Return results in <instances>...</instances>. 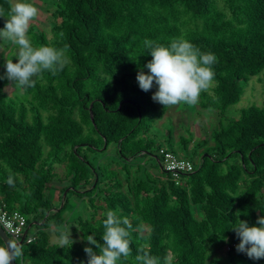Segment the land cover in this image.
Wrapping results in <instances>:
<instances>
[{
  "label": "trees",
  "instance_id": "1",
  "mask_svg": "<svg viewBox=\"0 0 264 264\" xmlns=\"http://www.w3.org/2000/svg\"><path fill=\"white\" fill-rule=\"evenodd\" d=\"M0 9L3 28L10 0H0ZM46 17L49 32L30 26L28 36L35 47L67 45L63 70L44 72L28 88L0 79V204L22 213L25 238L34 236L21 242L15 264H87L86 236L103 243L110 209L133 225L131 255L118 264H140L141 248L161 264L169 253L173 264H264L237 252L232 228L238 218L252 225L264 216V95L237 118L221 119L207 138L174 141L169 128L166 147L150 134L167 107L136 79L152 59L146 38L168 45L184 37L217 57L214 84L201 93L199 108L223 115L252 78L264 91V0H55ZM110 146L112 157L103 159ZM161 148L191 161L192 171L173 177ZM62 164L66 183L55 203L46 189ZM9 170L14 187L6 183ZM72 193L90 215L73 219L80 239L59 247L50 230L58 237L56 228L70 222Z\"/></svg>",
  "mask_w": 264,
  "mask_h": 264
},
{
  "label": "clouds",
  "instance_id": "2",
  "mask_svg": "<svg viewBox=\"0 0 264 264\" xmlns=\"http://www.w3.org/2000/svg\"><path fill=\"white\" fill-rule=\"evenodd\" d=\"M39 9L28 0H10V10L4 27L0 28V38L18 46L16 62L6 60L5 75L19 88L34 87L36 79L44 72L52 75L63 70L68 62L67 45L54 47L49 45L33 46L28 32L31 22L38 16ZM0 16L5 17L3 9ZM143 46L151 54L152 59L137 72V82L141 90L148 92L156 86L152 99L164 107L184 103L195 106L199 103L202 92L208 91L214 84L215 72L213 65L217 62L215 54L204 53L184 37L173 39L168 45L151 39H145ZM6 183L15 186L14 176L9 170ZM104 233L101 244L94 235H87L89 246L84 248L88 256L87 264H118L121 258L127 259L132 252L130 247L133 225L128 217H121L117 210H108L103 221ZM7 227V226H6ZM239 244L237 252L246 253L249 258H264V216H259L255 224L238 218V224L232 227ZM13 236L19 234L9 229ZM59 232V247L72 246L73 239L69 226L56 228ZM94 245L95 249L91 246ZM99 250V251H97ZM142 253V254H139ZM23 255V244L19 239L9 238L0 244V264H10L13 259ZM140 264H161L157 256H152L143 248L138 249L135 257ZM174 254L169 253L163 258V264H173Z\"/></svg>",
  "mask_w": 264,
  "mask_h": 264
},
{
  "label": "rangeland",
  "instance_id": "3",
  "mask_svg": "<svg viewBox=\"0 0 264 264\" xmlns=\"http://www.w3.org/2000/svg\"><path fill=\"white\" fill-rule=\"evenodd\" d=\"M55 0H28V2H33L34 5L39 9L38 16L31 22L33 28H40L44 31L49 32V21L47 20V11L51 9ZM10 41H6L0 38V77H4V73L1 71L5 68L6 60L12 59L13 62H16L17 58L15 57L17 51L12 52V48L15 46ZM9 47H5V46ZM4 79V78H0ZM7 90H12V84L7 85ZM156 91V86L154 85L149 94L152 97V94ZM264 91L262 83L256 81V78H252L244 89L243 95L239 102L231 105L223 115H216L211 110H205L198 107V104L195 106H188L184 103L168 106L164 116L157 121L156 125L152 129L150 137L153 138L155 144H162L166 147V142L163 141V137L166 135V132L169 128H172L173 139L174 141L178 140L180 135L186 137H193V141H198L201 138H207L209 132L216 126V124L222 119V121H229L234 118H237L241 110L252 105L260 104L263 99ZM157 105L161 106L157 101H154ZM179 147V144H177ZM178 150L180 155H185L181 150ZM193 148L192 143L189 144V151ZM113 154L112 147H109V150L103 155V159L108 160V158ZM112 157V156H111ZM92 159V156L89 157ZM54 173L56 174V180L48 184L46 189V194L53 202H58V196L60 195L61 187L66 183V166L55 165ZM166 174V173H164ZM66 191V190H65ZM65 193V192H64ZM63 193V194H64ZM87 204L84 203L82 199L79 198L77 194H68V203L65 209L67 214V219L70 220L67 226H69L71 231V238L73 241L80 239V230L78 227V222L73 220L74 218L80 217L81 219H88L90 211L87 208ZM102 211H98L97 216L100 215ZM50 241L57 243V236L54 232V229L50 230ZM221 245V243H218ZM218 252L221 253L222 248L218 247Z\"/></svg>",
  "mask_w": 264,
  "mask_h": 264
},
{
  "label": "built area",
  "instance_id": "4",
  "mask_svg": "<svg viewBox=\"0 0 264 264\" xmlns=\"http://www.w3.org/2000/svg\"><path fill=\"white\" fill-rule=\"evenodd\" d=\"M159 153L162 156V163L166 171L171 172L173 177L177 178L186 172H190L193 169V164L191 161L181 158L171 151L161 148ZM0 226L5 230L6 234L13 239H19L22 242L24 239L26 242H30L34 239L32 233H27V218L17 210L8 211L0 204ZM7 226V227H6ZM9 229L14 230L19 235L13 236Z\"/></svg>",
  "mask_w": 264,
  "mask_h": 264
},
{
  "label": "water",
  "instance_id": "5",
  "mask_svg": "<svg viewBox=\"0 0 264 264\" xmlns=\"http://www.w3.org/2000/svg\"><path fill=\"white\" fill-rule=\"evenodd\" d=\"M0 237L6 242L10 237L6 234L5 230L0 226ZM10 264H15V260L13 259Z\"/></svg>",
  "mask_w": 264,
  "mask_h": 264
}]
</instances>
